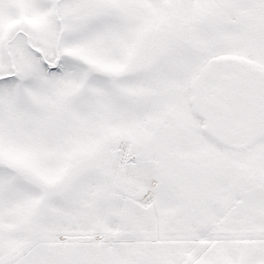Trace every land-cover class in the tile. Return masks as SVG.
Segmentation results:
<instances>
[{
	"label": "snow or ice",
	"instance_id": "1",
	"mask_svg": "<svg viewBox=\"0 0 264 264\" xmlns=\"http://www.w3.org/2000/svg\"><path fill=\"white\" fill-rule=\"evenodd\" d=\"M0 264H264V0H0Z\"/></svg>",
	"mask_w": 264,
	"mask_h": 264
}]
</instances>
